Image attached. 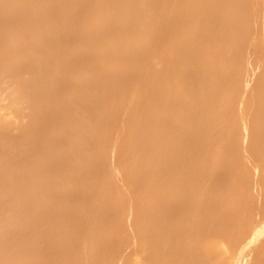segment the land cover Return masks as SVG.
<instances>
[{"label":"bare ground","instance_id":"1","mask_svg":"<svg viewBox=\"0 0 264 264\" xmlns=\"http://www.w3.org/2000/svg\"><path fill=\"white\" fill-rule=\"evenodd\" d=\"M0 264H264V0H0Z\"/></svg>","mask_w":264,"mask_h":264}]
</instances>
